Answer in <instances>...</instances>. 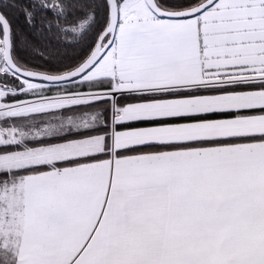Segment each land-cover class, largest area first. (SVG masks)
<instances>
[{
  "label": "snow or ice",
  "instance_id": "snow-or-ice-1",
  "mask_svg": "<svg viewBox=\"0 0 264 264\" xmlns=\"http://www.w3.org/2000/svg\"><path fill=\"white\" fill-rule=\"evenodd\" d=\"M0 264H264V0H0Z\"/></svg>",
  "mask_w": 264,
  "mask_h": 264
}]
</instances>
